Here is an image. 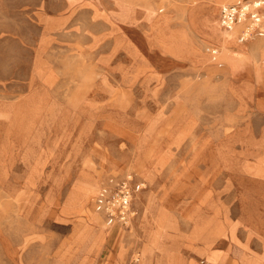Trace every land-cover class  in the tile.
Returning a JSON list of instances; mask_svg holds the SVG:
<instances>
[{"label": "rangeland", "instance_id": "obj_1", "mask_svg": "<svg viewBox=\"0 0 264 264\" xmlns=\"http://www.w3.org/2000/svg\"><path fill=\"white\" fill-rule=\"evenodd\" d=\"M231 1L0 0V264H69L78 234L96 247L104 229L95 264L113 250L143 264L146 238L178 262L197 255L168 236L202 221L228 264L258 250L241 205L264 208V35L220 28ZM126 175L146 185L136 240L93 207Z\"/></svg>", "mask_w": 264, "mask_h": 264}, {"label": "crops", "instance_id": "obj_2", "mask_svg": "<svg viewBox=\"0 0 264 264\" xmlns=\"http://www.w3.org/2000/svg\"><path fill=\"white\" fill-rule=\"evenodd\" d=\"M220 8L217 7V12L219 14ZM262 37H257L256 45L262 42ZM202 42L205 43L206 45H215L213 42L207 40V39H202ZM244 44L243 42H240ZM255 43L251 46L253 47ZM259 48V47H256ZM264 50V48H263ZM262 50V51H263ZM264 55V53L262 54ZM248 69L251 66L254 61L253 57L248 53ZM260 65H256L255 70H254V76L256 78V81H258L259 77V69ZM249 73V72H248ZM241 208L243 210V220L242 224L245 228L246 232V237L247 239L253 240L255 239L258 242V250L255 252L251 251V253H248L247 251L243 252H238L233 256V261L231 264H264V208H251L248 205H241ZM140 215L138 214L137 221L139 219ZM205 220V219H204ZM136 221V222H137ZM201 232L199 233L198 238H188L186 242L180 243L179 238L177 236H168L169 240L171 241L170 247L173 250H179L180 247H186L189 250H193V253H195L197 256L192 258V259H186L184 258L182 261H175V258L173 260L168 261L167 263L162 260L160 257L156 260L152 258L155 254L151 249H153L156 245L155 243H150L149 241H146V239H140V247L138 246L139 252L142 256V251H145L148 255V260H146V263L144 264H228V261L226 260V252L225 250H222L221 253L216 250H212V246H214L218 241L217 238L220 237L222 234H220V225L218 223H210L208 222L205 226V223L203 221L201 222ZM205 226V228H204ZM108 228V227H107ZM112 232H116L111 228H108ZM135 232H136V224H135ZM105 230V229H104ZM104 230H101L98 235V246L94 247L91 246L90 239L83 238V234H78L79 239L77 243V248L73 255L71 257H68L69 260L67 261L69 264H95L96 259L99 256L100 250L103 247L102 240L99 238V236L102 235ZM118 233V232H117ZM123 234L126 236L125 233H119ZM140 235V234H139ZM136 237V236H135ZM136 240V239H135ZM163 241H158L157 244L160 247V243ZM197 243V244H196ZM188 250V251H189ZM134 251L131 250V253ZM259 255V256H258ZM61 261L66 260L67 258L60 256ZM76 258V260H75ZM113 258V259H112ZM127 256L125 254H117L116 250L111 251L107 257L106 260L103 264H126ZM143 258V257H142ZM72 259V260H71ZM74 259V260H73ZM140 262L142 259H139ZM190 262V263H189ZM129 264V263H128ZM139 264V261H138Z\"/></svg>", "mask_w": 264, "mask_h": 264}, {"label": "built area", "instance_id": "obj_3", "mask_svg": "<svg viewBox=\"0 0 264 264\" xmlns=\"http://www.w3.org/2000/svg\"><path fill=\"white\" fill-rule=\"evenodd\" d=\"M219 23L223 31H237V43L262 37L264 0H233L224 4ZM145 190V183L132 175L106 177L94 197V210L102 216L105 227L135 240L133 229L139 213L137 203ZM131 263L138 264V261L133 258Z\"/></svg>", "mask_w": 264, "mask_h": 264}, {"label": "bare ground", "instance_id": "obj_4", "mask_svg": "<svg viewBox=\"0 0 264 264\" xmlns=\"http://www.w3.org/2000/svg\"><path fill=\"white\" fill-rule=\"evenodd\" d=\"M216 18L217 17H215L213 15L212 9L209 10L208 14H205L204 23L206 25L207 32H210L212 34H218V30H217V19ZM146 260H148V255L147 254L145 256V259L143 260V264L146 263Z\"/></svg>", "mask_w": 264, "mask_h": 264}]
</instances>
